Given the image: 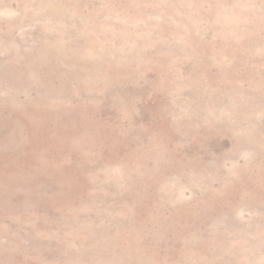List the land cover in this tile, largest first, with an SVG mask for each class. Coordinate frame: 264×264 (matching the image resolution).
Wrapping results in <instances>:
<instances>
[{
	"label": "rangeland",
	"instance_id": "1",
	"mask_svg": "<svg viewBox=\"0 0 264 264\" xmlns=\"http://www.w3.org/2000/svg\"><path fill=\"white\" fill-rule=\"evenodd\" d=\"M0 264H264V0H0Z\"/></svg>",
	"mask_w": 264,
	"mask_h": 264
}]
</instances>
